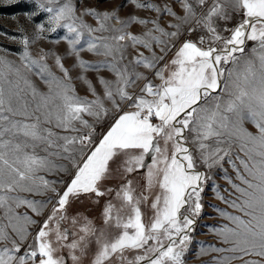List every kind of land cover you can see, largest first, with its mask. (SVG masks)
<instances>
[{
    "label": "snow or ice",
    "instance_id": "snow-or-ice-1",
    "mask_svg": "<svg viewBox=\"0 0 264 264\" xmlns=\"http://www.w3.org/2000/svg\"><path fill=\"white\" fill-rule=\"evenodd\" d=\"M30 2L0 46V264H188L206 186L200 264H264V0Z\"/></svg>",
    "mask_w": 264,
    "mask_h": 264
},
{
    "label": "rangeland",
    "instance_id": "rangeland-1",
    "mask_svg": "<svg viewBox=\"0 0 264 264\" xmlns=\"http://www.w3.org/2000/svg\"><path fill=\"white\" fill-rule=\"evenodd\" d=\"M122 0H109L108 3H104L103 0H91L90 6H98L99 8H112L117 4H120ZM85 5H89V0H84ZM34 5L30 0H20L19 3H9V0H0V46L8 48L12 52H17L20 48V45L11 43L9 37L19 36L18 28L23 25L27 34L31 35L33 31V25L31 22H28L24 16L26 12L32 11ZM132 11L131 7L124 8L121 12L122 16H126L128 12ZM47 14L41 13L39 16L34 18L35 23L44 22L46 20ZM15 18V19H14ZM64 34L63 30H60L56 33H49V41L60 38ZM41 44L45 48L58 49L61 52L65 49L66 45L62 42L60 45L52 44L48 41L38 42L37 45H34V48H38ZM86 58L96 59L91 57L90 54H85ZM72 60L69 58L67 64H71ZM225 167H229L225 165ZM231 172V170L229 169ZM222 173L219 170H216L213 175V180L209 181V185L213 183L219 184L222 188H227L228 185L221 178ZM204 199L203 203L205 205L204 211L201 217L197 220L195 231L191 234L193 239L190 245L189 253L186 256L188 264H200L201 259H207V257H197L194 255V252L199 248L203 243H215L214 236L209 232V226L219 227L223 221L218 217V214L215 212L212 205L219 204L220 202L215 199L214 192L211 187L206 186L205 193L203 194ZM223 207V205H221ZM212 209V210H211ZM98 209H90L91 215H97ZM208 217V218H207Z\"/></svg>",
    "mask_w": 264,
    "mask_h": 264
},
{
    "label": "bare ground",
    "instance_id": "bare-ground-1",
    "mask_svg": "<svg viewBox=\"0 0 264 264\" xmlns=\"http://www.w3.org/2000/svg\"><path fill=\"white\" fill-rule=\"evenodd\" d=\"M212 210V209H211ZM208 218V217H207Z\"/></svg>",
    "mask_w": 264,
    "mask_h": 264
}]
</instances>
